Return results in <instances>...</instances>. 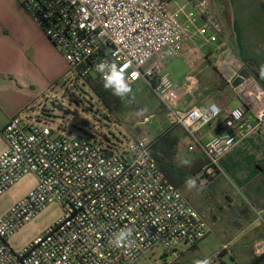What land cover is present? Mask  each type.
Masks as SVG:
<instances>
[{"label": "built area", "instance_id": "1", "mask_svg": "<svg viewBox=\"0 0 264 264\" xmlns=\"http://www.w3.org/2000/svg\"><path fill=\"white\" fill-rule=\"evenodd\" d=\"M18 1L84 81L104 82L110 68L102 73L97 65L106 62L123 69L127 84L146 82L164 106L169 127L187 132V153L205 157V174H220L221 159L264 126V88L253 74L240 72L228 50L216 68L241 103L235 109L215 103L180 109L195 82L179 88L158 64L147 69L155 59L172 57L170 50L180 42L196 36L219 41L224 27L214 0H187L178 9L165 0ZM220 118L222 127L233 132L204 143L202 129ZM1 136L7 150L0 156V196L29 174L36 176L37 185L0 219V264H138L158 247L178 260L210 234L202 214L157 164L149 134L136 133L130 149L120 152L117 145L103 146L95 137L57 136L41 122L17 116ZM51 204L62 207L63 217L22 252L13 250L9 238ZM253 212L264 227V207ZM121 231L131 234L117 245ZM228 249L224 245L211 264H225ZM252 250L256 264H264V239L254 242Z\"/></svg>", "mask_w": 264, "mask_h": 264}, {"label": "crops", "instance_id": "2", "mask_svg": "<svg viewBox=\"0 0 264 264\" xmlns=\"http://www.w3.org/2000/svg\"><path fill=\"white\" fill-rule=\"evenodd\" d=\"M165 1L173 9L187 3V0ZM214 7L224 27V34L217 42L196 36L192 41L175 45L170 50L174 55L167 61L178 56L187 58L189 62L195 61L199 76H187L180 87L172 83L179 88H187L195 82V91L196 80L199 79L200 84L208 86L205 90H219L216 65L223 58L222 52L228 50L231 58L239 63L240 72L256 75L264 88V0H214ZM154 64L163 69L167 66V63L158 61L151 63ZM69 73L66 60L23 5L18 0H0V131L13 117H21L22 113L33 107ZM205 90L195 103L193 91L180 102L178 108L190 109L215 103L222 109H235L241 105L230 87L224 90L232 93L233 100H229L225 92L211 95ZM149 117L153 118L154 115ZM222 118L202 129L200 136L204 143L218 135L233 132L222 127ZM249 124L255 126L256 122L250 121ZM154 125H158L159 130L154 139L169 128L166 120ZM240 129L245 130L243 127ZM174 133L179 139L178 160L187 164L196 160L206 162L199 152L187 153L191 141L183 128H175ZM6 150L7 143L0 150V156ZM221 168L222 172L214 176L202 170L192 178L195 180L194 187L186 183L180 191L189 204L202 214L211 231L232 233L228 242L223 244L229 246L227 253L231 258L237 264H242L250 257L248 264H253L252 245L264 239V227L261 224L256 227L259 222L253 212V208L264 207V126L243 138L226 154L221 159Z\"/></svg>", "mask_w": 264, "mask_h": 264}, {"label": "rangeland", "instance_id": "3", "mask_svg": "<svg viewBox=\"0 0 264 264\" xmlns=\"http://www.w3.org/2000/svg\"><path fill=\"white\" fill-rule=\"evenodd\" d=\"M155 61L156 59L151 63ZM151 63L147 69L151 67ZM161 63H167L162 75H168L171 82L178 86H181L189 75L199 76L197 66L194 64L196 62H189L185 57L178 56L170 59V62L165 60ZM131 86L133 88L130 89L135 94L128 98L131 92L123 93L124 97L120 107H116V100L113 99L110 105L114 109V113H111L107 105L92 91L79 73L70 70L67 77L57 83L53 89L48 90L33 107L22 113L21 116L25 121L41 122L43 126L53 130L57 136L72 139H87L90 136L91 140L95 137L103 146L112 143L119 147L120 152H123V149L128 151L134 142L136 133L143 132L154 137L159 132L158 125H154V123L166 120L165 113L161 112V103L146 82L142 81ZM206 87L208 86L200 84L199 79L196 80L195 91L192 95L194 96L193 103L201 95H204ZM205 92L211 95L225 92V96L229 100L235 99L232 93L227 90L213 89L209 92L206 89ZM53 103L56 106H61L63 111L54 108ZM150 115H154L151 118L153 123L143 124L144 119ZM5 146L6 143L0 136V150ZM36 185V176L29 174L22 177L10 190L0 196V219L16 203L23 200ZM62 217L63 209L60 205H49L11 236L8 241L9 245L16 252H22L37 238L43 236ZM256 227H260V223H257ZM231 236L230 232L218 234L211 231L204 240L196 245L194 250L189 251L178 260L171 256H165L164 249L158 247L142 258L138 264H197V261L200 260H212ZM249 260L250 257L242 264H248ZM223 261L225 264H237L228 253L224 254Z\"/></svg>", "mask_w": 264, "mask_h": 264}, {"label": "trees", "instance_id": "4", "mask_svg": "<svg viewBox=\"0 0 264 264\" xmlns=\"http://www.w3.org/2000/svg\"><path fill=\"white\" fill-rule=\"evenodd\" d=\"M222 37V36H221ZM220 37V38H221ZM219 38V39H220ZM216 76L218 81L219 90H224L229 87L227 80L223 75L216 70ZM256 76V75H255ZM85 83L92 89V91L100 98L101 101L107 105L111 113H114V109L111 107L110 102L113 99L116 100V107H120V104L123 100L124 94L117 96L113 94V89H105L104 82L99 81L98 79L88 78L85 80ZM132 89L133 87L128 84ZM134 86V85H133ZM114 87V86H113ZM130 96H133L134 91H130ZM161 112L165 113V108L161 104ZM160 113V111H159ZM176 126L169 127L164 133L160 134L154 139V144L152 148V155L157 161V164L161 168L162 172L168 179V181L173 184L178 189L183 188L189 179L194 178L201 172L206 165L204 161H194L192 164L184 163L178 160V143L179 139L174 133ZM1 136V131H0ZM257 261L254 260L253 264H256Z\"/></svg>", "mask_w": 264, "mask_h": 264}, {"label": "clouds", "instance_id": "5", "mask_svg": "<svg viewBox=\"0 0 264 264\" xmlns=\"http://www.w3.org/2000/svg\"><path fill=\"white\" fill-rule=\"evenodd\" d=\"M104 67H109L110 72L105 73L103 71ZM124 67H126V65ZM97 70L102 73H105L103 75V80H104L103 86L105 89H113L114 95L121 96L122 93H128L131 91L130 87L125 82L123 69H118L115 64L109 65L106 62H102L101 64L97 65ZM262 72H264V69H262ZM187 184L189 187H194L195 180L189 179L187 181ZM130 234H131L130 231H121L116 237L115 243L119 245ZM197 264H211V261L208 259H204L197 261Z\"/></svg>", "mask_w": 264, "mask_h": 264}, {"label": "water", "instance_id": "6", "mask_svg": "<svg viewBox=\"0 0 264 264\" xmlns=\"http://www.w3.org/2000/svg\"><path fill=\"white\" fill-rule=\"evenodd\" d=\"M52 106L60 111H63V108L61 106H56L54 103L52 104Z\"/></svg>", "mask_w": 264, "mask_h": 264}]
</instances>
